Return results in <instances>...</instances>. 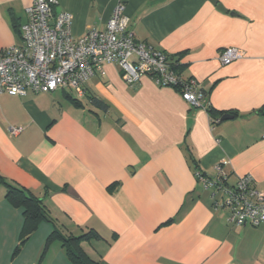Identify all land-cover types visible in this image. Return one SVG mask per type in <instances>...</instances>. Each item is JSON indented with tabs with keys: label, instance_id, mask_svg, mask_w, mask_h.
Instances as JSON below:
<instances>
[{
	"label": "crops",
	"instance_id": "1",
	"mask_svg": "<svg viewBox=\"0 0 264 264\" xmlns=\"http://www.w3.org/2000/svg\"><path fill=\"white\" fill-rule=\"evenodd\" d=\"M57 1L75 36L104 29L123 2L136 39L198 79L216 113L150 75L130 86L114 62L90 77L82 99L69 88L0 93V174L41 197L51 217L16 252L23 208L0 183V264H72L49 236L91 229L100 236L82 246L104 264H264V225L230 224L191 158L206 175L226 161L231 182L250 174L264 190V0ZM30 3L0 0V50L21 44ZM229 46L244 55L222 64Z\"/></svg>",
	"mask_w": 264,
	"mask_h": 264
},
{
	"label": "built area",
	"instance_id": "2",
	"mask_svg": "<svg viewBox=\"0 0 264 264\" xmlns=\"http://www.w3.org/2000/svg\"><path fill=\"white\" fill-rule=\"evenodd\" d=\"M57 0H31L26 7V20L20 26L22 42L0 50V93L23 96L29 91L52 92L69 88L77 99L87 94L86 83L95 73L105 74L104 64L121 66L122 76L130 86H136L144 75H150L158 86L177 88L192 106L208 110L210 102L201 82L184 77L167 54L149 43L138 41L130 27L126 6L119 2L104 29L91 27L80 36L73 34L70 12H55ZM233 46L224 48L222 64L243 57ZM218 119L211 118L212 124ZM21 128H13L15 133ZM218 162L214 175L195 169L197 179L212 190L216 208H226L228 222L235 226L264 225V190L256 186L250 174L230 181Z\"/></svg>",
	"mask_w": 264,
	"mask_h": 264
},
{
	"label": "trees",
	"instance_id": "3",
	"mask_svg": "<svg viewBox=\"0 0 264 264\" xmlns=\"http://www.w3.org/2000/svg\"><path fill=\"white\" fill-rule=\"evenodd\" d=\"M179 67L180 66H177L176 68ZM93 100L97 105L105 109L108 106L102 99L98 97H94ZM262 110L264 111V106L262 107ZM208 112L210 113V115H214L216 113V111L212 108L211 105L208 107ZM191 158L195 163V168L199 169L195 162V159L192 156ZM0 183L6 185L7 188L6 198L14 206L23 208L25 223H24V228L22 231V237L20 243L16 248V252H17L21 248L23 243L26 241L28 236L37 229L39 222L42 220H50L51 217L46 210V207L43 203V199L37 196L36 194H34L31 190L7 181L5 177L1 174H0ZM99 236L100 235L98 234V232H96L93 229L86 231L77 236L64 235L60 233L58 230H55L49 236L48 242L55 237H59L62 241L63 246L66 248L67 255L72 264H104L101 260H96L92 258L89 254H87V252L84 250L82 246V242L90 241L94 237H99Z\"/></svg>",
	"mask_w": 264,
	"mask_h": 264
},
{
	"label": "water",
	"instance_id": "4",
	"mask_svg": "<svg viewBox=\"0 0 264 264\" xmlns=\"http://www.w3.org/2000/svg\"><path fill=\"white\" fill-rule=\"evenodd\" d=\"M213 2H215V0H212ZM218 8H220L221 10H225L224 7L222 5H218ZM233 117V114H230V113H225L221 116V120H227V119H231Z\"/></svg>",
	"mask_w": 264,
	"mask_h": 264
}]
</instances>
